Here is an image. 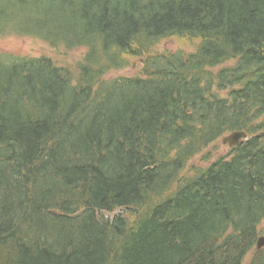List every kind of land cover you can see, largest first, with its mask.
<instances>
[{"label": "trees", "instance_id": "1", "mask_svg": "<svg viewBox=\"0 0 264 264\" xmlns=\"http://www.w3.org/2000/svg\"><path fill=\"white\" fill-rule=\"evenodd\" d=\"M8 36L85 50L0 52V264H264V0H0Z\"/></svg>", "mask_w": 264, "mask_h": 264}, {"label": "rangeland", "instance_id": "2", "mask_svg": "<svg viewBox=\"0 0 264 264\" xmlns=\"http://www.w3.org/2000/svg\"><path fill=\"white\" fill-rule=\"evenodd\" d=\"M185 47L187 50H190V45H182L181 43H178L176 41L171 43H161L159 44L158 48H169V49H175V47ZM48 51L47 53L51 56H54L55 60L61 64L64 63H70L71 65L75 64L76 61L81 60L84 48H78L71 50L69 52H65L63 50H60L59 53H55L56 51L54 49L48 48L45 44H43L40 41H37L34 38H27V37H16V36H8L0 38V52L9 53L12 55H30V56H38L39 53L42 51ZM230 63L223 64L221 66H228ZM137 66H130L126 69L109 73L108 76H120V75H134L138 72ZM204 153L208 152L212 158H216L221 155H225L228 152V147L221 144L220 142H215L211 144L208 148L203 150ZM202 153V152H201ZM201 153L196 155L194 158H191V162L200 166L201 164H204L203 161H201ZM260 230L263 231L264 234V221L260 224Z\"/></svg>", "mask_w": 264, "mask_h": 264}, {"label": "water", "instance_id": "3", "mask_svg": "<svg viewBox=\"0 0 264 264\" xmlns=\"http://www.w3.org/2000/svg\"><path fill=\"white\" fill-rule=\"evenodd\" d=\"M244 133L243 132H233L227 136H224L222 139H221V142L222 143H226L228 144L229 146H233V145H236V144H239L240 143V140L244 137ZM264 242V239L263 238H259L258 241H257V247L261 246Z\"/></svg>", "mask_w": 264, "mask_h": 264}]
</instances>
